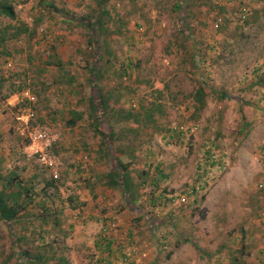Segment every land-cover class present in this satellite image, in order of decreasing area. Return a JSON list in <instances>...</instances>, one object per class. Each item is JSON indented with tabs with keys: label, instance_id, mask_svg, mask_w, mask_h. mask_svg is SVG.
Returning <instances> with one entry per match:
<instances>
[{
	"label": "rangeland",
	"instance_id": "1",
	"mask_svg": "<svg viewBox=\"0 0 264 264\" xmlns=\"http://www.w3.org/2000/svg\"><path fill=\"white\" fill-rule=\"evenodd\" d=\"M3 1L16 19L0 16V37L21 23L34 34L0 46V175L32 188V201L18 200L26 204L19 220L0 221V264H27L24 250L68 264H135L138 254L142 264H264L255 252L264 251V4L104 0L101 10V0ZM97 18L98 53L86 28ZM198 86L206 93L201 110L191 98ZM24 91L35 97V124L52 140L56 188H44L52 170L23 154L10 130ZM94 93L107 101L104 121L115 122L120 138L110 153L131 162L136 182L150 183L157 168L167 176L156 192L139 189L135 211L104 184L110 163L90 110ZM152 104L161 111L155 127L114 115ZM180 127L196 130L183 135ZM212 150L223 159L222 175L195 202L172 207L171 197L201 179ZM162 190L166 198L151 207L149 193Z\"/></svg>",
	"mask_w": 264,
	"mask_h": 264
},
{
	"label": "trees",
	"instance_id": "2",
	"mask_svg": "<svg viewBox=\"0 0 264 264\" xmlns=\"http://www.w3.org/2000/svg\"><path fill=\"white\" fill-rule=\"evenodd\" d=\"M264 4V0H260ZM104 0H101L98 5L101 10H103L102 3ZM179 9L180 6L177 5ZM0 16H5L8 19L14 20L16 19V15L13 7L8 4L6 1H0ZM9 28V27H8ZM86 28L89 31L88 34V44L92 47V49L98 53L97 44H98V30H102V22L99 18L94 19L93 21H88ZM10 29V28H9ZM34 30L30 29L28 25L25 23H21L19 27L10 35L8 38L4 34L0 37V46H4V43L12 38H15L19 35L29 33L32 36ZM3 53V51H2ZM93 78L96 80L99 78L98 72L96 70H92ZM95 84V83H94ZM96 92V91H95ZM206 96L205 90L203 86H198L196 90L192 93L191 98L192 101L196 104V110H201L205 106L204 97ZM34 108V107H33ZM108 105L107 101H105L102 95H95V93L90 98V110L92 116L95 117V131L100 137V149H105L106 155L108 156V161L110 163L109 170L104 175V184L112 189L119 191L121 201L124 206L130 210L135 211L139 207V189L147 184L153 187L155 190L152 192H156L159 190V184L161 181L166 179L167 176L163 175L159 169L157 168V172H154L150 178L151 182L148 183L146 179H140V182H136L131 174V162L128 161L124 163L121 158L114 157L113 154L110 153L109 148L113 143L119 142L120 138L117 136L114 124L115 122L109 118L107 121H104V117L108 115ZM35 110V109H34ZM160 107L158 105L152 104L151 106H140L139 111H122L117 110L114 115H116L122 122L124 123H132L136 124L140 127H155L156 125V115H160ZM81 115L77 114L75 118L70 119L67 124L69 126H75L76 120L80 119ZM112 118V117H111ZM105 124L106 130H101V125ZM119 153H122V150L117 149ZM142 176L149 177L148 173H142ZM141 176V177H142ZM139 177V178H141ZM0 180H5V183L2 185L0 189V221L8 226L17 222L19 220L20 212L24 211L26 208V204L23 202H19V198L22 194L25 195V198L31 199L30 194L32 192V188L24 187V184L21 181L17 180V176L13 175L9 176L7 179H4L0 175ZM58 179H54L50 177L49 180L45 181L44 188H56ZM158 196L155 194L149 193V202L148 204L155 208L160 206L163 198L165 196V190L160 191ZM29 200V202H30ZM154 227V224L152 225ZM154 229V228H153ZM22 260L27 264H46L48 259H52L56 261V264H68L67 260L59 256L55 258L52 254L51 257L46 256V253H36L32 254L31 252L24 250L19 252Z\"/></svg>",
	"mask_w": 264,
	"mask_h": 264
},
{
	"label": "built area",
	"instance_id": "3",
	"mask_svg": "<svg viewBox=\"0 0 264 264\" xmlns=\"http://www.w3.org/2000/svg\"><path fill=\"white\" fill-rule=\"evenodd\" d=\"M19 98L20 103L13 115L10 130L24 142L22 149L23 154L27 157L36 159V161L44 168L52 170V177L56 179L57 172L54 170L55 161L53 160L51 153L52 140L46 130L35 124L36 114L33 108L36 102L35 97L28 91H24L19 94ZM180 130L183 135H188L192 134L196 128L191 127L188 133H186V129L183 127H180ZM219 156L220 155L217 151H211L208 160L210 166L205 169L206 171L201 176V179L198 180L197 184L189 186L183 193L171 197L170 204L172 207L176 205H184L189 197L194 200L196 194L202 196L207 192L209 187L225 170L223 159L219 158ZM107 229L114 231L115 234L118 231L115 223L108 224Z\"/></svg>",
	"mask_w": 264,
	"mask_h": 264
},
{
	"label": "crops",
	"instance_id": "4",
	"mask_svg": "<svg viewBox=\"0 0 264 264\" xmlns=\"http://www.w3.org/2000/svg\"><path fill=\"white\" fill-rule=\"evenodd\" d=\"M3 103H5V104L8 105V104L11 103V100H10L9 98H6V99L3 100ZM3 105H4V104H3ZM189 201H190V199H189L187 202H189ZM191 202H195V201H193V199H192ZM169 216H170V214H169ZM251 239H252V238H251ZM253 239H254V238H253ZM253 239H252V240H253ZM111 247H113L112 244L110 245V248H111ZM255 252H256V255H259V257L257 256V260H258V261H256V262L263 261L264 256H261V255H263V252H264V251L261 250V249H257ZM140 255H141V254H138L137 256L134 257L133 260L135 261V264H142V263H141V256H140ZM148 260H149V259H148ZM148 260H146V261L144 262V264H148V263H146V262H149ZM259 260H260V261H259Z\"/></svg>",
	"mask_w": 264,
	"mask_h": 264
}]
</instances>
